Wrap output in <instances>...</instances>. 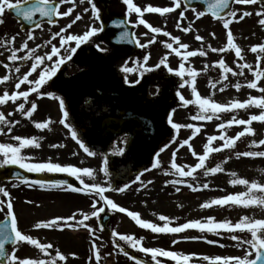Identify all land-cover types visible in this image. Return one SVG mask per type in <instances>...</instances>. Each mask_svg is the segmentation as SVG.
I'll list each match as a JSON object with an SVG mask.
<instances>
[{"label":"snow or ice","instance_id":"1","mask_svg":"<svg viewBox=\"0 0 264 264\" xmlns=\"http://www.w3.org/2000/svg\"><path fill=\"white\" fill-rule=\"evenodd\" d=\"M80 2L83 3V0H80ZM89 2L91 3L93 19L95 21H100V9L94 2H92V0H89ZM123 2L127 5L129 14L135 13L138 15L137 26L143 25L149 29L152 34H154L152 38L148 40L147 44H142L138 39H136L134 43H136L139 47L146 48L151 44L156 43L157 35L155 34H162L165 37H169L171 40V42H164L165 48L169 49L170 52L161 58L155 66L148 65L150 54L146 55L142 62L137 60L135 62V67H129L127 63L123 65L121 70L126 74L123 81L125 84L129 87H135L141 83V79L144 77L146 72H152L155 71V69L164 66L167 68L168 72H174L177 77L181 78V88L187 87L190 90L193 97L192 99L186 98L181 92H177L176 96L179 98V101L183 106L187 107L189 105H194L196 107V114L191 117L193 121H211L213 119L219 120L221 119V113H236L239 110L247 111L251 108H258L261 110L259 114L249 115L248 119H238L236 115H232L231 119L219 123L217 125V130L220 132V135L208 136L207 143L204 145L203 154L197 153L190 142L196 134L201 132V126L194 124L181 125L179 123H175L172 119L175 110L168 115V124L172 129L179 130L182 127L194 129L193 136L183 140L179 147L182 148L187 145L193 157L198 160V163L194 166L178 164L176 162V152H173L170 164L172 171L166 172L165 174L172 175L176 178L166 181V185L184 184L191 190L196 191L197 187L193 183L189 182L188 178L195 180V174L198 170L203 169L204 175L216 174L225 171L221 164H217L215 167H207L206 162L209 160L210 155L212 153H219L224 149H235L237 141H240L241 138L256 135V130L252 126L253 122L264 123V85L261 84V81L264 80V67H262V65H264V43L254 45L250 49L252 53L256 54L255 67L247 62L241 63V61H245L243 49L234 42L235 37L230 28V25L233 22H238L237 18H239V20H243L245 17L253 15V12L247 10H244L241 14L238 9L231 6L232 4L247 6L256 5L258 3L260 4L261 9L255 14L262 17L259 19L258 23L264 27V0H204V3L207 5L206 11L198 10L196 7L189 9L187 5L191 4V0H172V6L154 7L149 5L144 9L135 4L133 0H123ZM67 3H71L73 7L67 8L66 11H61V6ZM75 3L76 0H0V25H4L6 23L5 14L11 12L14 13L16 17L21 18L22 22L28 26L27 37L19 47L15 46L17 35H19V33L16 35L6 34L2 39H0V48L5 49L9 53L7 60L11 62V65L9 63L3 64V67L8 70V74L0 77V84H5L13 79V66L15 73H21V67L23 64L21 63L18 65L16 62L31 61L29 70L16 77L17 82L15 83V90L11 92L6 90L2 95H0V106L11 102L13 105H16V111H18L25 118L31 120L33 114L37 111L38 105L36 102L30 100V96L33 93L37 96H42L43 93L40 92V89L50 81L55 83L54 78H56L58 73L61 72L62 66L73 59L77 50L80 49L82 45L95 43L94 38L97 37L99 33L104 31V25L101 23L99 27L95 26V24L89 26L88 30L82 34H67L72 25L82 18L80 15H77L75 20L71 23L62 27L59 31L52 33L51 39L46 42L51 45L50 52H45L43 55H40L37 53L42 45L29 47L28 42L36 39L34 29L32 28L33 25L35 28H40L42 30L45 22L48 24L58 23V20L55 18L70 16L75 10ZM177 9H180L181 11L179 12V19L176 24V28L184 33L193 31V24L195 23V20H199L206 15H211L215 20L222 21L223 28L227 30L226 45L216 48L212 47L211 44H208L207 48H205L203 44L204 37L197 34L195 39L197 41H201V47L195 50H189L190 45L182 43L179 36H175L161 27H154L151 23L144 19L146 12L158 13L161 16H165L166 14L176 12ZM189 10L194 13L195 20L189 22L187 26H184L183 21L187 19L185 13ZM85 11H87V9H85ZM37 16H39V19H36ZM122 23L123 22H121V24ZM148 34V32L144 33L146 36ZM212 36L215 37V33H212ZM57 38H59V46L52 43V41ZM118 39L119 41H127L130 39V33L128 31H122L120 32ZM73 42L75 46H72ZM96 47L99 48L100 46L97 44ZM100 50L104 51L105 49ZM209 50L212 53H227L234 51L236 57V68L234 69L232 66H229L224 58L218 59L213 66L219 69L220 77L219 79L210 82V87L213 89L212 94L209 96H202L197 87V79L201 75V72L195 67H185V65L189 62L190 58L197 56L207 57ZM21 52L25 54L19 55ZM3 54V52H0V56ZM172 54H175L181 60L178 69H173L168 64V56ZM245 69L252 72L254 79L248 81L246 85L237 81L231 86L237 91H240L246 86L248 89L257 90L261 93V95H249L248 98L243 101L233 99L227 103L217 102L213 99L215 89L218 84L221 85L219 91H225V89L229 87V84L224 82L229 81V76H244ZM204 71H207V66H205ZM37 72L38 77L30 79V77L33 76V73ZM130 73L137 74L138 78L136 80L128 79L127 74ZM22 85H28L27 90H21ZM49 95H52L53 98L59 99V106L62 111V119L59 123L68 129L71 138L77 142L79 147L83 149L84 153H86L89 157H95L97 153L92 151L89 146L84 143V141L79 137L76 128L70 123L69 111L65 107L64 99L55 97L52 93H49ZM18 101L22 102L17 103ZM29 104L30 107L26 108V105ZM13 115H15L14 112L5 114L4 111H0V136L10 135L13 132V129L20 124V120L9 119V117ZM32 123L35 128L39 130L51 131L50 126L53 121L51 119L43 122L32 120ZM232 126H242V130L238 131L234 137L228 136L226 132V129ZM41 139L42 137L37 136L23 137L20 135H12L11 140L16 143L0 142V168H4L6 166H17L28 173L66 174L67 176L74 178L75 181H78L79 185L82 186L69 183L68 180H29L27 177H20L18 173L14 175L17 179H22L23 183L29 187L39 185L41 188H63L74 193H83L85 195L95 196L99 199L93 200L91 204L93 211H91L90 214L83 213V218L79 221L76 220V214L74 213L70 217H56L46 222H38L34 225L35 228L63 229L64 227H76L79 225L89 229V231L95 235L96 230L92 228L91 225L85 223V221L92 218H100L101 214L105 213L106 207H110L114 211L127 213V215L135 221L139 227L150 230L152 233L174 235L183 233L189 229H197L201 233H212L216 236L228 233L231 234L232 240L237 241L239 246L243 247L247 245L243 256L200 257V259L208 262V264H264V218L244 215L234 223L231 220L218 221L215 217H208L203 221L193 220L177 226H171L173 224L172 218L163 214L158 216L159 221L163 222L162 224L144 220L140 217L139 213L130 211L120 206L105 195V193L109 190L125 192L130 187L129 184H125L123 187L114 188L111 185L104 187L98 183H86L85 177L92 180L95 179L96 173L92 168H82L71 164H61L53 162L51 158L42 162H34L33 157L24 154V150L27 148H40ZM122 139L125 143H127V134H125ZM217 140L222 141L223 143L219 146H213L214 142ZM261 146H264V139H260L258 141L253 139L249 145L250 148H260ZM49 147L62 148L64 145L50 144ZM167 147L168 145H165L160 149V151H165ZM177 151H179V149H177ZM76 154L77 153H74V155ZM120 154H123V149L120 150ZM235 155L237 159L240 157H264V150L236 152ZM229 159H231V157H229ZM108 163V159L105 157L103 160V167L100 169L106 177L109 175ZM159 166V153H157L152 167L157 168ZM149 170L150 169H145V171ZM230 175L233 179L229 182L233 186L241 185L244 186L246 190L206 201L201 204V208L230 206L245 209L259 208L261 211H264V183L256 180L250 181L247 178H240L236 172H231ZM142 176L143 172L139 173L132 183L139 182L141 185L146 187L147 185H145L144 181L141 179ZM148 183L150 184L152 181H148ZM15 186L16 185L14 184L13 187ZM201 187L208 188L209 185L205 183L201 185ZM175 190L179 192L181 189L177 186ZM0 197H2L0 198V214H3V219L0 220V264H61V262H65L66 264L68 260L67 255L62 253L59 249H55L53 254V251L51 250H53L54 246L51 243H41L31 235L25 234V232L20 228L18 216L14 208V201L6 187L0 186ZM28 203H31V201H28ZM68 221H75V223L69 224ZM102 230L103 228H101V231ZM238 232L249 233L250 238H242L241 236L236 235ZM112 236L118 237L120 241L126 242L131 248L144 253L146 256L150 255L154 264H164V261L159 259L160 257L170 259L175 262V264H191L193 259L197 257V254L195 253L184 254L177 251L166 250L164 248L145 247L143 246V237L137 238L135 235L120 234L113 231ZM183 239H200V237H183ZM204 239H206V237H204ZM178 242L179 241L176 239H173V244ZM206 242L209 244L217 243L216 241L207 239ZM21 244H28L39 249L40 253L43 254L42 258H21L17 255L19 245ZM113 244L120 252L127 256L130 260H133L135 264H148L147 261L142 260L135 255H130V253L115 240L113 241ZM6 246H10L11 251H9V247ZM91 247L95 258V264H101V251L99 246L96 244L95 239L93 240ZM71 255L73 258H77L75 253H72ZM92 259L93 257H89V264H91Z\"/></svg>","mask_w":264,"mask_h":264},{"label":"flooded vegetation","instance_id":"2","mask_svg":"<svg viewBox=\"0 0 264 264\" xmlns=\"http://www.w3.org/2000/svg\"><path fill=\"white\" fill-rule=\"evenodd\" d=\"M92 2H94L101 11L100 21H95L93 19L91 3L89 0H83V3H81L80 0H76L75 10L70 16L55 18L58 20V23L55 24H48L45 22L42 30L40 28H35L34 25L32 26L36 39L28 42L29 47L42 45L37 54L43 55L45 52H50L51 50V45L46 42L51 39L52 33L59 31L62 27L71 23L75 20L77 15H80L82 18L72 25L67 34H82L93 24L97 27H99L101 23L104 25V31L99 33L97 37L94 38L95 43L82 45L81 48L77 50L76 55L73 56V59L62 66L61 72L58 73L56 78H54L55 83L50 81L40 89V92L43 93L42 96H37L35 93L30 96V100L36 102L38 105L37 111L33 114L32 119L29 120L22 116L18 111H16V105H13L11 102L0 106V111H4L5 114L9 112L15 113V115L9 117V119L20 120V124L13 129V132L10 135L0 136V142L16 143L11 140L12 135H20L23 137H42L40 140V148H27L24 150L25 155L34 158V162H42L51 158L53 162L68 164L69 161H72L71 165L78 167L81 166V160L78 159V155H74L69 158L67 157L68 144H77V142L71 138L68 129L59 123L62 119L59 99L53 98V96L49 95V93L54 94L55 97L64 99L65 107L69 111V121L72 126L76 128L79 137L84 141V143H100L102 141V126L109 127L111 133H115L118 130L116 126L120 124L119 120L121 109L112 100H102L97 95L90 77V72L95 70L96 66L105 64L109 70L107 77L110 79H119L124 81L126 74L121 69L126 63L129 67H135V62L137 60L142 62L143 58L150 54L148 65L155 66L161 58L170 52L169 49L165 48L164 42H171V40L169 37H165L162 34H155L157 35L156 43L151 44L146 48H141L134 43V41L138 39L140 43L147 44L148 40L151 39L154 34H152L150 30L143 25L137 26L138 15L135 13L129 14L127 5L124 4L123 0H92ZM133 2L142 9L149 5L154 7L172 6V0H133ZM69 7H73V5L71 3L64 4L61 6V11H66ZM187 7L191 9L194 6L187 5ZM196 8L198 10H203L201 7ZM85 9H87V11H85ZM180 11V9H177L176 12L166 14L165 16H161L158 13L146 12L144 19H146L154 27H161L165 31H168L175 36H179L182 43L190 45L189 50H195L201 47V41H197L195 39L197 34L204 37L203 44L205 48H207L208 44H211L213 47L214 37L212 36V33H217V36H224L227 38V30L223 28V24H219L222 23V21H217L210 15H206L199 20H195L194 13L191 10L185 13L187 19L183 21V25L187 26L189 22L195 20V23L193 24V31L184 33L178 30L176 28V24L179 19ZM36 19H39V16H37ZM5 20L6 23L4 25H0V39H2L6 34L16 35L19 33V35H17L15 45L16 47H19L27 37L28 26L22 22L21 18L16 17L14 13L11 12L5 14ZM237 20L238 22L236 23L241 21L239 18H237ZM214 21L217 24V31H214L213 28ZM121 22L123 23L121 24ZM122 31H128L130 33L129 40L119 41V34ZM145 32H148L149 34L146 36L144 35ZM226 38L225 40L221 39V42L227 43ZM52 43L59 46V38L52 41ZM97 44L100 46L99 48L96 47ZM72 46H75L74 42ZM100 49L105 50L101 51ZM0 52L4 53L0 56V77H2L5 74H8V70L3 67V64L9 63L11 65V62L7 60L9 53L5 49L0 48ZM24 54L25 53L23 52L19 53V55ZM228 54L229 52L212 53L209 50L207 57L197 56L190 58L189 62L186 63V66L193 64L196 66V69L201 72V75L197 80H200L203 77H211L214 72L219 70L213 66L215 62L220 58H224L226 61ZM180 62V58L175 54L168 56V64L173 69H178ZM16 63L18 65L21 63L23 64L21 67V73H15L13 66V79L5 84H0V95H2L6 90L10 92L15 90V83L17 82L16 77L29 70L31 61H18ZM205 66H207V71H204ZM38 72L33 73V76L30 77V79L37 78ZM127 76L130 80H136L138 78V75L135 73L127 74ZM181 83L182 80L180 77H177L174 72H168L167 68L161 66L160 68L155 69V71L146 72L144 77L141 79V83L132 88L137 91L140 102L149 103L151 105L152 116L158 122L165 119V112H170V110L181 104L179 98L176 96V93L182 89L180 87ZM27 88L28 85H22L21 90H27ZM207 88L209 93L212 94L213 89L210 86ZM238 94L239 100L243 101L247 99L245 96L248 93L245 92L244 88L238 91ZM251 95L259 96L261 93L257 90H252ZM19 102L22 101H18L17 103ZM27 107H30V104L26 105V108ZM260 111L261 110L258 108H251L247 111L239 110L236 116L238 119H248L249 115L259 114ZM54 112L57 113V119H53ZM225 114L226 118L221 122L229 120V115H227L228 113ZM48 119H51L55 125V127H53L51 124V131L39 130L35 128L32 123V120L43 122ZM219 123L215 119L208 121V136L213 135V132H219L217 130V125ZM252 126L256 130L255 137L245 136L241 138L240 141H237L235 149H224L219 153H212L207 161V165H209L207 167H210V165L213 166L217 162L219 163L218 160L221 158H223L224 161L225 159L229 160V157L236 152L264 150V146H261L260 148L249 147L251 140L256 139L258 141L260 139H264V136H261V131L264 129V123L253 122ZM54 128L55 131H53ZM126 129L127 132H125V134H127L129 140L128 131L131 129V126ZM240 130H242V126H232L230 129L227 128L226 132L234 133L236 135ZM125 134H122L114 139L109 149H103L95 152L97 153L96 156L102 163L105 157L110 159V168L115 170L117 174H124L125 176L127 175V177H133L141 171L142 165L133 164L130 157L126 153L127 143H125L122 139ZM222 143V141H216L213 146H219ZM50 144H63L64 147L51 148L49 147ZM121 149H123L122 155L120 154ZM250 158L251 157H249V159ZM245 159H248V157H240L236 160L239 168H243L245 164H248L249 159L246 162ZM252 159L254 169L257 174L263 175L264 157H256ZM0 169V186L6 187L10 192L14 201V208L18 216L19 226L25 234L31 235L32 237H35V235L38 234L39 236L44 237L56 236L58 238H81V252L83 254L85 253L84 247L87 243L91 253L93 254L91 247L92 242L94 239L96 240V243L98 242V239H96L98 238V235H93L89 229H86L83 226L77 225L76 227H64L63 229H37L34 225L38 222H46L56 217H70L74 213L76 214V220L79 221L83 218V213L90 214L91 211H93L91 204L94 199H99L98 197L85 195L83 193H74L63 188H41L39 185L29 187L24 184L22 180H6L5 178V175L7 174L13 175L14 173H18L20 175L23 174L25 170L20 169L17 166H6ZM55 175L65 176L64 180H68L69 183L82 186L79 185V182L75 181L74 178L69 177L66 174ZM117 179L118 178H116V180ZM122 179H124V177L120 178V180ZM14 184L16 185L15 187H13ZM28 201H31V203H28ZM54 208L57 209L55 214L53 212ZM107 212L111 214L110 224L113 225L114 216L109 208ZM261 212L264 214V211ZM2 219L3 214H0V220ZM99 222L100 218H92L85 221V223L91 225V227L95 230H100ZM68 223L74 224L75 221H68ZM24 246L28 251H31V249L34 248V246L28 244H24ZM9 251H11V249ZM164 264H175V262H168Z\"/></svg>","mask_w":264,"mask_h":264},{"label":"rangeland","instance_id":"3","mask_svg":"<svg viewBox=\"0 0 264 264\" xmlns=\"http://www.w3.org/2000/svg\"><path fill=\"white\" fill-rule=\"evenodd\" d=\"M233 8L238 9L240 13H242L244 10L253 12L252 16L245 17L239 23L233 22L230 25V28L235 37L234 42L243 49L245 61H241V63L247 62L255 67L256 54L252 53L250 49L254 45L264 43V27L258 23L259 19L262 17H259L255 14L257 11H260L261 6L259 4L247 6L235 4ZM216 26L217 24L214 21V31H217ZM225 38L226 37L224 36L219 37L217 36V33H215L213 47L220 48L225 46L226 43L221 42V39L225 40ZM226 63L229 64V66H232L234 69L236 68V57L234 51L229 52ZM189 66L196 68V66L193 64ZM189 66L185 65V67ZM262 67H264V65H262ZM244 71V76H229V81L224 82L229 84V87H227L225 91L220 92L219 88L221 85H218L213 99L221 103H227L230 100L239 99L238 91L231 85L235 84L237 81L243 85H246L248 81L254 79L252 72L248 71L247 69ZM219 77L220 71L218 70L217 72H214L211 77H203L202 79L197 80V87L202 96L211 95L207 87L210 86V82L219 79ZM261 84L264 85V80L261 81ZM243 88L245 89V92L248 93L245 98H248V96L251 95L252 89H248L246 86ZM178 92L183 93L188 99L193 98L190 90L187 87L182 88ZM196 111L197 109L194 105H189L187 107L181 106L175 110L172 119L175 123H179L181 125L194 124L201 126V132L196 134L190 142L197 153L203 154L204 145L207 143V136L209 134L208 121H193L191 117L196 114ZM224 114L225 113H221V119L215 120H217L218 123L221 122L226 118V114ZM236 114H238V112L228 113L227 115H229V119H231V116ZM53 119H57V113L55 112L53 113ZM52 126L55 127L53 123ZM173 130L174 138L170 140L169 143H166L168 147L160 154V166L157 168L150 166V170L141 177V179L144 181V184L147 185L146 187L141 185L139 182L133 183L132 185L128 183L130 187L125 192L107 191L105 195L120 206L130 211L139 213L142 219L157 224L163 223L158 219L160 214L167 215L172 218L173 224L171 226H177L193 220L203 221L208 217H215L218 221L231 220L234 223L244 215L254 216L256 218H264V214L259 208L245 209L241 207L230 206H213L211 208H201V204L206 201L246 190L244 186H233L229 182L231 179H233V177L230 175L231 172H236L240 178H247L250 181L256 180L264 183V174H257L254 169L252 158L249 159L248 157V164H245L243 168H239L236 161L237 157L234 153L232 156H230L231 159H225L226 163L224 159L221 158L218 160L219 163L217 162L213 166L210 165V167H215L217 164H221V166L225 169L224 172L204 175L203 169L198 170L195 174V180L188 178L189 182L193 183L197 187L196 191L181 187L182 185H166V181L176 178L172 175L165 174L166 172L172 171L170 164L173 152H176V162L178 164L194 166L196 163H198V160L193 157L187 145L182 148L179 147L183 140L193 136L194 129L182 127L179 130ZM53 131H55V128ZM213 135L219 136L220 133L213 132ZM227 135L234 137L235 134L228 132ZM261 136H264V129L261 131ZM177 149H179V151H177ZM67 151L68 158L73 157L74 153H77L75 156L78 155V159L81 160L80 167H89L95 170V179L92 180L85 177L86 183H98L104 187L112 185L114 178L116 177L115 171H111L109 169V175L106 177L100 170L103 167V163L97 156L89 157L83 152V149H81L78 144H68ZM248 159H245V162ZM108 162L110 163V161ZM68 164H72V161H69ZM148 181H152V183L149 184ZM205 183L209 185L208 188L201 187V185ZM124 185H118L116 188L123 187ZM177 186H179L181 189L179 192L175 190ZM112 211L114 212L113 231H116L120 234L135 235L137 238L143 237V246L145 247L164 248L166 250L177 251L184 254H197V257L194 258L191 263L208 264V262L200 259V257L203 256H243L247 248V245L243 247L239 246L237 241L232 240L231 234L228 233H223L220 236H216L212 233H201L197 229H189L183 233L174 235L152 233L150 230L139 227L135 221H133L127 215V213H121L114 210ZM53 212L55 214L57 209L54 208ZM95 234L98 235V242L96 244L99 246L101 251V264H131L132 261H130L127 256H125L114 246V240L111 239L109 235L97 229ZM236 235L241 236L242 238H250V234L246 232H238ZM183 237H200V239H183ZM204 237H206L207 240H213L217 243L209 244L206 242ZM34 238H36L41 243H51L54 246L53 250H51L53 251V254L55 249H59L62 253L67 255L68 260L66 264H89V257H93L87 243L84 247L85 253L83 254L81 252V238H58L56 236L44 237L39 236L38 234H36ZM116 239L125 250H133L138 256H140L139 253L141 252L131 248L126 242L120 241L118 237H116ZM173 239H176L179 242L173 244ZM72 253H75L77 258H73L71 255ZM17 255L21 258H42L43 254H41L39 249L35 247L31 249V251H28L26 250L24 244H21L19 245V251L17 252ZM61 264H65V262H61ZM91 264H95L94 257Z\"/></svg>","mask_w":264,"mask_h":264},{"label":"water","instance_id":"4","mask_svg":"<svg viewBox=\"0 0 264 264\" xmlns=\"http://www.w3.org/2000/svg\"><path fill=\"white\" fill-rule=\"evenodd\" d=\"M196 5H201L206 11L207 5L204 0H197ZM232 6V5H231ZM109 70L105 64H100L96 67L90 77L95 87L96 93L103 100H112L120 109V124L118 131L114 134L110 132V129L105 127L101 129V136L104 138V142L93 143L92 146L97 148H103L109 146L113 136H118L124 132V128L127 125H132L133 128L130 131L131 139L128 143V154L133 158L135 162H144L145 165L148 162V155L152 148L157 144L159 133L163 131V127L156 123L151 116L150 106L138 102L136 91L131 90L128 86L124 85L119 80L110 79L106 76ZM161 144V143H160ZM159 144V145H160ZM22 177L28 179H44V180H59L56 176H43L37 174H22ZM108 217H102L100 220L103 230L106 229ZM8 247V246H6Z\"/></svg>","mask_w":264,"mask_h":264}]
</instances>
